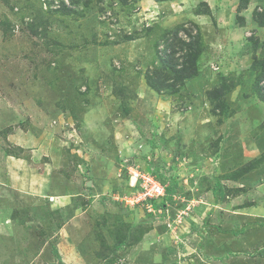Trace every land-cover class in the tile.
Masks as SVG:
<instances>
[{
    "label": "rangeland",
    "instance_id": "1",
    "mask_svg": "<svg viewBox=\"0 0 264 264\" xmlns=\"http://www.w3.org/2000/svg\"><path fill=\"white\" fill-rule=\"evenodd\" d=\"M263 218L264 0H0V264H264Z\"/></svg>",
    "mask_w": 264,
    "mask_h": 264
},
{
    "label": "built area",
    "instance_id": "2",
    "mask_svg": "<svg viewBox=\"0 0 264 264\" xmlns=\"http://www.w3.org/2000/svg\"><path fill=\"white\" fill-rule=\"evenodd\" d=\"M136 177V180H139L138 177H142L143 183L139 193L134 198H131L133 201L136 199H148L151 201L155 197H164L166 195L165 186L156 180L153 175L137 173Z\"/></svg>",
    "mask_w": 264,
    "mask_h": 264
},
{
    "label": "crops",
    "instance_id": "3",
    "mask_svg": "<svg viewBox=\"0 0 264 264\" xmlns=\"http://www.w3.org/2000/svg\"><path fill=\"white\" fill-rule=\"evenodd\" d=\"M264 219V218H263Z\"/></svg>",
    "mask_w": 264,
    "mask_h": 264
}]
</instances>
